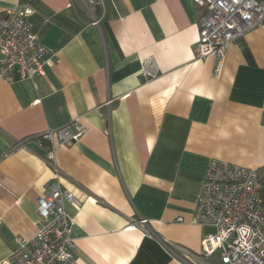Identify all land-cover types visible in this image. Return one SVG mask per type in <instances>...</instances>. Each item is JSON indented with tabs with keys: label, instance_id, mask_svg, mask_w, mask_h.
I'll return each mask as SVG.
<instances>
[{
	"label": "crops",
	"instance_id": "1",
	"mask_svg": "<svg viewBox=\"0 0 264 264\" xmlns=\"http://www.w3.org/2000/svg\"><path fill=\"white\" fill-rule=\"evenodd\" d=\"M17 5L32 8L53 63L0 80V262L15 237L35 236L51 185L76 199L64 208L78 264H184L169 245L200 256L214 232L192 223L209 162L264 169V24L217 72L194 56L204 8L193 0H0V16ZM75 119L85 134L51 158L30 140ZM140 218L146 231L131 228Z\"/></svg>",
	"mask_w": 264,
	"mask_h": 264
},
{
	"label": "built area",
	"instance_id": "2",
	"mask_svg": "<svg viewBox=\"0 0 264 264\" xmlns=\"http://www.w3.org/2000/svg\"><path fill=\"white\" fill-rule=\"evenodd\" d=\"M204 8L194 56L198 60L222 59L230 46L264 24V0H193ZM92 10L94 8L92 7ZM93 25L99 18L92 12ZM29 6L17 5L0 16V80L6 84L31 80L44 75L51 65L50 51L41 44L28 21ZM154 73L142 64L140 78L147 82ZM110 107V101L106 102ZM86 132L79 119L58 129H49L33 137L37 147L51 158L54 147L70 148ZM76 199L69 190L51 185L37 200L36 234L31 240L15 237V250L0 264H78L71 239L74 222L64 206ZM180 220V219H179ZM192 223L214 232L201 243V255L169 245L184 264H205L215 254L221 264H264L263 173L226 162L211 160L196 201ZM131 228L148 229V221H134Z\"/></svg>",
	"mask_w": 264,
	"mask_h": 264
},
{
	"label": "water",
	"instance_id": "3",
	"mask_svg": "<svg viewBox=\"0 0 264 264\" xmlns=\"http://www.w3.org/2000/svg\"><path fill=\"white\" fill-rule=\"evenodd\" d=\"M94 10H95V13L94 14L97 15V13L99 12V7L98 6L95 7Z\"/></svg>",
	"mask_w": 264,
	"mask_h": 264
},
{
	"label": "trees",
	"instance_id": "4",
	"mask_svg": "<svg viewBox=\"0 0 264 264\" xmlns=\"http://www.w3.org/2000/svg\"><path fill=\"white\" fill-rule=\"evenodd\" d=\"M262 173H263V193H264V169H263Z\"/></svg>",
	"mask_w": 264,
	"mask_h": 264
}]
</instances>
